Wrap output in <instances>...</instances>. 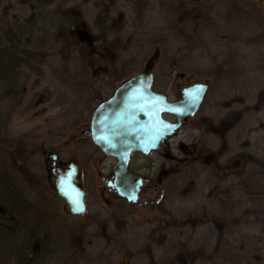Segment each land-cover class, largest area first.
Segmentation results:
<instances>
[{
    "label": "rangeland",
    "instance_id": "rangeland-1",
    "mask_svg": "<svg viewBox=\"0 0 264 264\" xmlns=\"http://www.w3.org/2000/svg\"><path fill=\"white\" fill-rule=\"evenodd\" d=\"M101 1L0 0V23L6 27L35 16L32 31L21 40L40 52V60L33 70L20 68L24 98L5 107L12 114L0 124L1 136L13 141L8 161L20 169V178L25 176L28 197L58 212L71 229L77 264H149L145 246L158 223L165 238L150 250L159 264L174 259L178 242L202 249L204 256L195 264H264V101L257 110H245L228 131L218 166L210 155L219 151L220 142L203 124L252 108L264 90V3L115 0L109 14L113 21L117 14L123 16L120 35L125 45L115 63L122 81L151 71L157 84L168 82L165 92L171 98L183 84L207 83L208 89L196 115L167 145L170 160L163 152L134 159L132 166L147 178V188L136 204L121 205L125 216L113 218L111 206L119 199L112 202L106 189L102 194L99 150L83 131L89 129L94 109L121 82L112 84L104 59H94L102 54L99 45L83 51L78 32L87 37L88 31L75 29L68 36L73 50L66 60L55 39L59 21L54 10L60 4L82 12L92 28L88 42L96 41L94 3ZM44 152L81 166L80 181L90 194L84 216L66 213L55 197ZM239 153L254 162L246 164L237 158ZM113 164L107 160L110 168L100 170L106 174ZM164 174V182L153 188L152 182L159 183ZM64 256L54 255L48 264H68Z\"/></svg>",
    "mask_w": 264,
    "mask_h": 264
},
{
    "label": "trees",
    "instance_id": "trees-1",
    "mask_svg": "<svg viewBox=\"0 0 264 264\" xmlns=\"http://www.w3.org/2000/svg\"><path fill=\"white\" fill-rule=\"evenodd\" d=\"M35 1L40 3V0ZM94 5L98 8V18L94 23L97 32L94 37L96 41L93 39L91 43L88 42V36L92 33V28L82 20V12L77 8H62L60 4L56 7L54 13L59 23L55 27V39L61 43L59 55L66 60L72 52V43H69L67 38L75 29L83 30L85 33L88 31V36L82 37L77 30L79 43L84 45L83 51H90L91 44L99 45L102 54L100 57L93 56L94 59L98 61L104 59L102 62L111 69L112 84L122 83L114 60L125 45L119 37L123 16L117 14L114 21L111 19V23L107 25L106 4L101 1L95 2ZM34 20L35 16L31 15L22 24L17 23L11 27L0 23V124L3 119L8 121L12 114L5 107L17 104L24 98L25 89L22 85L20 68L33 70L34 64L36 65L40 60V52H35L21 40L26 32L32 31ZM154 87L156 90H161L163 84L155 82ZM263 101L264 90L258 93L257 101L252 108L230 112L217 122L210 119L203 122L204 126L208 125L215 133L220 142L219 151L210 155L214 166H218L219 157L226 149L228 131L236 126L245 110H257ZM12 148L13 141L5 139L0 133V264H48L54 255H60L61 252L65 254L64 258L68 264H77V260L74 259L76 252H73L76 250V241L70 237L71 229L60 219L58 212L47 209L39 201L28 197L25 190V176L22 175L24 178H20L18 175L20 169L8 161ZM238 157L246 164L254 162L252 157L244 153H239ZM157 206L161 205L157 203ZM163 230L161 223L150 230L149 243L145 246L149 264H159L155 261L150 246L163 242L165 238ZM176 249L174 259L162 264L178 262L195 264L204 256L202 249H190L182 242L176 244Z\"/></svg>",
    "mask_w": 264,
    "mask_h": 264
},
{
    "label": "water",
    "instance_id": "water-1",
    "mask_svg": "<svg viewBox=\"0 0 264 264\" xmlns=\"http://www.w3.org/2000/svg\"><path fill=\"white\" fill-rule=\"evenodd\" d=\"M206 91V84L195 85L183 90L181 101L169 102L164 94L153 90V73L147 71L124 80L112 96L94 109L89 138L103 155L116 160L111 186L121 198L136 204L143 184L142 177L128 168L131 154L148 155L157 150L175 134L183 120L196 115ZM165 114L174 116L175 121L164 119ZM45 157L46 162H51L47 172L55 196L71 215H84L85 191L79 183L76 161L67 164L52 152ZM63 166L66 169L62 170Z\"/></svg>",
    "mask_w": 264,
    "mask_h": 264
},
{
    "label": "flooded vegetation",
    "instance_id": "flooded-vegetation-1",
    "mask_svg": "<svg viewBox=\"0 0 264 264\" xmlns=\"http://www.w3.org/2000/svg\"><path fill=\"white\" fill-rule=\"evenodd\" d=\"M259 1H262L263 3H264V0H259ZM105 4H106V9H107V22H106V24L107 25H109L110 23H111V19H113V18H111L110 17V14H109V12H110V10H111V8L113 9V7H114V2H115V0H105V1H103ZM188 12V11H187ZM122 29V28H121ZM120 33H121V30H120V32H119V37H120V39H121V35H120ZM121 55V53L118 55V57L116 58V60H114V59H111V60H114V62L115 63H117V61H119V56ZM153 73V72H152ZM183 77L184 76H182L181 78H182V80H184L183 79ZM156 81V80H155ZM155 81H154V74H153V90L154 91H156V92H159V93H162V94H164L165 96H166V99L169 101V102H178V101H181L182 100V92H183V90H185V89H188V88H191V87H193V86H195V85H199V84H206L207 85V89H208V84L207 83H201V82H194V83H189V84H183V85H180L179 87H178V90L175 92V94L173 95V93H172V95H173V98H171L166 92H165V89H166V87H167V85H168V82H165V83H163V88L161 89V90H156L155 89V87H154V84H155ZM184 82V81H183ZM116 89V88H115ZM114 92V91H113ZM113 94V93H112ZM112 96V95H111ZM108 99V98H107ZM107 99H105V100H107ZM105 100H102L101 102H103V101H105ZM100 102V103H101ZM99 103V104H100ZM92 115V114H91ZM90 118H91V116H90ZM163 118L164 119H166V120H168V121H170V122H174L175 121V117L174 116H172V115H167V114H165V115H163ZM193 118V117H192ZM191 119V118H190ZM188 120V119H187ZM186 120V121H187ZM185 120H183L182 121V125H183V123H185L186 122ZM89 124H90V122H89ZM182 125H181V127H182ZM180 127V128H181ZM179 128V129H180ZM178 129V130H179ZM177 130V131H178ZM177 131L175 132V134L177 133ZM83 134L84 135H86L88 138H89V129H87V130H84L83 131ZM174 134V135H175ZM172 137L173 136H170V137H167V139H166V141L165 142H162L161 144H160V146H159V148L157 149V150H155V151H152V152H150L148 155H143V154H141V153H139V152H134V153H132L131 154V156H130V160H129V164H128V168L132 171V172H134V173H136V174H138V175H140L141 177H142V180H143V184H142V186H141V188H140V191H139V193H138V200H139V198H140V196L142 195V193H144V191L146 190V188H144V183L147 181L146 179V177L144 176V175H142L139 171H138V169H135V168H133V161L135 162V158H139V159H146L147 157H149V155H151V154H153V153H155V152H163L164 154H165V156L166 157H168V159L170 160L171 159V155L169 154V151L167 150V145L170 143V141L172 140ZM90 139V138H89ZM91 140V139H90ZM92 142V141H91ZM93 144V143H92ZM94 145V144H93ZM95 146V145H94ZM96 147V146H95ZM97 148V147H96ZM98 149V148H97ZM99 150V149H98ZM46 155H47V153L48 152H44ZM43 153V154H44ZM56 154V153H55ZM58 155V154H57ZM58 158H59V160L60 161H62V162H65V163H69L70 161H76V160H73V159H62L59 155H58ZM107 160H112L113 162H114V164H113V166H111V169H109L108 171H106V174H103L102 173V171L100 170V168L101 167H103V169L104 170H106V169H108V168H110V165H106L105 166V163L107 162ZM76 163L78 164V166H79V168H80V178H79V183H80V185H81V187H82V189H84V191H85V205H86V212H87V204H86V199H87V197L90 195L89 194V191H88V189H87V187H84V185L83 184H81V166L79 165V163L76 161ZM115 163H116V160L114 159V158H112V157H108V156H105V155H103L100 151H99V158H97V165H98V169H97V176H98V178L100 179V181H101V183L102 184H104V187L101 189V190H103L102 191V194H104V190L106 189L107 191H109L111 194V201L113 202V201H116V200H118L119 199V202L117 203V204H112V217L113 218H115V216H118V218H120V217H122L123 215L125 216L126 215V213H123L122 214V212H120L121 211V209H123V207L121 206V205H124L125 203H128L125 199H123V198H121L118 194H117V192H116V190L111 186V184L113 183V167H114V165H115ZM46 164L48 165V167H49V169H50V165H51V162H46ZM48 169V170H49ZM63 169H66V167L65 166H63L62 167V170ZM167 178V175L166 174H164V178L163 179H161L160 181H159V183H154V182H152V186H153V188H156L157 186H159V184H162L163 182H164V180ZM48 179L50 180V175L48 174ZM50 183H51V185H52V182H51V180H50ZM151 185H150V187H151ZM52 187V186H51ZM155 190H157V189H155ZM55 195V194H54ZM56 197V196H55ZM57 198V197H56ZM138 202V201H137ZM128 204H131V205H134V204H132V203H128ZM65 211H66V213H68V214H70L66 209H65ZM86 214V213H85ZM84 214V215H85ZM71 215V214H70ZM84 215H82V216H84ZM71 216H75V215H71ZM82 216H76V217H82ZM96 222L99 224V222H98V220H96ZM95 222V223H96ZM97 224V225H98ZM105 226H103V228H104ZM85 228H86V226L84 227V228H82V232H84V230H85Z\"/></svg>",
    "mask_w": 264,
    "mask_h": 264
}]
</instances>
